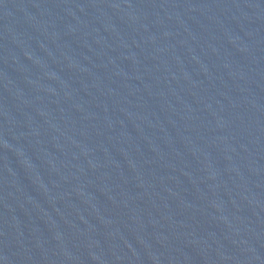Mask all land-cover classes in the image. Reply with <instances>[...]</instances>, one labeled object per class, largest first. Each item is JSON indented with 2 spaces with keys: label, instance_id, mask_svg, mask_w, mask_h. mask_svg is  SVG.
<instances>
[{
  "label": "water",
  "instance_id": "water-1",
  "mask_svg": "<svg viewBox=\"0 0 264 264\" xmlns=\"http://www.w3.org/2000/svg\"><path fill=\"white\" fill-rule=\"evenodd\" d=\"M0 264H264V0H0Z\"/></svg>",
  "mask_w": 264,
  "mask_h": 264
}]
</instances>
